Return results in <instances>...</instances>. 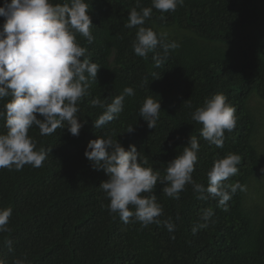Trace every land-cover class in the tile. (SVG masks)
Returning a JSON list of instances; mask_svg holds the SVG:
<instances>
[{
    "label": "trees",
    "instance_id": "trees-1",
    "mask_svg": "<svg viewBox=\"0 0 264 264\" xmlns=\"http://www.w3.org/2000/svg\"><path fill=\"white\" fill-rule=\"evenodd\" d=\"M87 2L94 41L89 44L81 34L77 41L100 68L89 94L78 101L77 115L86 123L79 136L70 134L66 122L46 136L33 126L28 135L37 149L48 151L43 166L0 168V209L12 208L8 231L0 233V258L6 264L16 259L25 264H264V210L248 205V187L260 164L253 141L259 119L248 102L254 92L264 100V0H184L163 14L153 8L143 26L180 45L159 67L153 57L163 56V49L158 46L147 59L137 56L132 45L138 26L125 27L136 0ZM4 3L0 0V6ZM151 6L152 0H140V8ZM4 22L0 17V26ZM126 87L135 95L125 97L124 110L102 129L95 128L105 109L91 106V100L99 97L110 104ZM217 93L227 97L237 116L235 129L225 131L223 148L204 140L202 125L191 118ZM149 96L161 104L151 129L139 116ZM9 99L0 100V110ZM4 125L0 119V134L7 132ZM129 127L134 130L128 132ZM103 136L116 138L126 150L135 145L161 175L194 136L200 147L193 179L207 187L214 162L234 153L241 157L239 172L225 183L239 182L246 190L238 189L223 211L218 198L199 199L191 185L175 199L165 196L158 183L143 195L157 197L164 212L160 219L171 217L175 231L163 224L145 227L134 218L125 224L110 214V200L100 189L108 175L94 170L84 155L89 141ZM208 208L214 222L194 235L192 228L203 222L201 214Z\"/></svg>",
    "mask_w": 264,
    "mask_h": 264
},
{
    "label": "clouds",
    "instance_id": "clouds-1",
    "mask_svg": "<svg viewBox=\"0 0 264 264\" xmlns=\"http://www.w3.org/2000/svg\"><path fill=\"white\" fill-rule=\"evenodd\" d=\"M183 4L184 0H152L151 7L140 8V0H136L125 27L138 26L132 45L137 56L147 59L148 53L159 46L163 56L153 57L159 67L170 50L180 46L174 41L166 42V33L158 37L143 25L151 17L153 8L163 14L174 12ZM89 7L87 0H65L63 4H54L52 0H5L0 6V17L5 20L0 26V100L10 97L0 110V119L5 121L7 129L6 134H0V168L11 170L14 167L19 171L26 164L34 168L43 166L48 151L37 149L36 141L28 135L33 126L39 128L40 135L46 136L64 127L66 122L70 134L79 136L86 121L81 122L77 115L78 101L89 94L88 89L96 82L100 68L86 57L87 49L77 41V34L85 37L89 44L94 41ZM144 79L147 81V77ZM134 95V89L126 87L110 104L105 105L99 97L91 100V106L105 109L94 121V127L102 129L113 121L124 110L125 97ZM160 112V102L149 96L143 101L139 116L151 129L156 127ZM235 113L236 108L227 97L217 93L206 100L204 107L196 108L191 118L202 125L200 136L204 140L223 148L225 131L231 133L236 127ZM37 114L43 118H38ZM133 130V127L127 129L128 132ZM199 147L198 139L191 136L183 152L168 162L164 175L148 166L149 160L135 145H129L126 150L112 136L90 140L84 155L94 170H103L109 177L101 183L100 189L110 200L107 206L110 214H118L125 224L130 218L145 227L163 224L171 233L176 225L171 217L160 219L164 212L157 197L143 195L151 193L158 183L164 185L165 196L175 199L186 185H191L199 199L218 198L223 211H228L227 202L238 189L246 190L239 182L225 183L239 172L237 165L241 157L234 153L214 162L207 173V187L197 183L192 174ZM11 215L12 208L0 209V233L8 231ZM213 216L211 208L205 209L200 217L203 222L192 228L193 234L207 229L209 222H214L211 221ZM0 264L6 261L0 258ZM13 264H25V260L16 259Z\"/></svg>",
    "mask_w": 264,
    "mask_h": 264
},
{
    "label": "rangeland",
    "instance_id": "rangeland-1",
    "mask_svg": "<svg viewBox=\"0 0 264 264\" xmlns=\"http://www.w3.org/2000/svg\"><path fill=\"white\" fill-rule=\"evenodd\" d=\"M250 107L255 111L258 116L259 122L256 132L253 136V141L259 150L260 164L257 174L253 177L248 187V205L255 211L264 210V100L253 93L249 99ZM256 116V117H257Z\"/></svg>",
    "mask_w": 264,
    "mask_h": 264
}]
</instances>
